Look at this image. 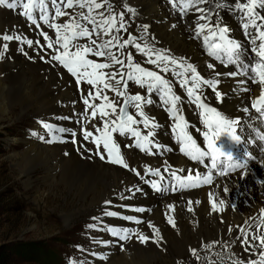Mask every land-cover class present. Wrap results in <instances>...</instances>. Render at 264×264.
Masks as SVG:
<instances>
[{
    "label": "bare ground",
    "instance_id": "obj_1",
    "mask_svg": "<svg viewBox=\"0 0 264 264\" xmlns=\"http://www.w3.org/2000/svg\"><path fill=\"white\" fill-rule=\"evenodd\" d=\"M107 1L110 9L123 12L131 24V48L134 52L137 44L145 47L146 52L141 59L147 60L150 53L162 52L188 60L208 75L223 74L220 80L231 81L230 85L223 87L227 110L244 125L254 119V112L246 114L244 111L248 103L247 96H239L233 91L236 88L233 82L237 79L226 78L228 70L223 67L216 72L208 67L210 55L191 39L193 33L189 23H185L191 17L189 13H178L166 0ZM231 26L235 27L233 23ZM19 27L26 29L24 20L0 8V34L11 33ZM247 54L243 53L244 56ZM78 108L79 102L72 93V87L68 86L67 80H61L50 66L31 63L20 57H16L13 62L0 64L1 128L16 121H23L30 127L25 135L11 139L20 149L13 153L24 184L29 191L34 190L29 198L33 197L40 205V186L60 182L74 198L83 202L73 214L63 215V222H68L76 213L100 214L103 222H114L112 216L104 214L105 210L119 211L122 204L119 195L130 194L128 187L138 184V181L120 168L97 160H82L70 144L48 146L38 142L42 131L41 122L64 123L63 118H73V111ZM144 112L157 117L161 133L169 131L170 123L162 111L153 106L151 110L145 108ZM78 117L83 119L81 115ZM65 125L72 127L73 123L66 122ZM169 144L172 149H176L173 143ZM66 153H69L68 157ZM254 154L256 159L247 170L236 172L232 180L221 178L211 188L188 191L183 195H150L142 199V204L150 207L151 213H145L146 221L134 230L148 236V241L141 242L134 237L125 242L122 252L119 247L106 243L110 251L108 260L102 262L93 257L91 260L95 264H158V260L167 264H235L238 259L247 262L256 258L255 254L247 252L245 244L239 242L245 234L252 235L253 229L256 234H261L257 225L261 219L260 209H264V154L258 151ZM164 155L168 157L166 151ZM183 163L177 162L178 165ZM245 171L246 174H242ZM39 173L41 178L33 186L37 179L34 177ZM225 187L228 191H224ZM210 192L214 194L218 205L215 210L208 196ZM220 200L224 201L223 212L219 210ZM105 201L111 203L105 204ZM169 205L173 207L169 208ZM170 217L175 226L169 223ZM149 221L159 230L158 234L153 227H149ZM229 228L232 230L229 231ZM97 234L98 238L106 236L105 233L91 232L92 236ZM104 243H95L96 250H103Z\"/></svg>",
    "mask_w": 264,
    "mask_h": 264
},
{
    "label": "snow or ice",
    "instance_id": "obj_2",
    "mask_svg": "<svg viewBox=\"0 0 264 264\" xmlns=\"http://www.w3.org/2000/svg\"><path fill=\"white\" fill-rule=\"evenodd\" d=\"M52 5L55 6V15L53 17L49 16L48 5L45 0H0V6H4L7 9H17L21 8V14L28 20L33 21L35 24V13L39 10V19L48 25L50 29L55 30V42L50 38L47 31H43L42 35L45 41H47V48L53 50L52 60L58 61L67 71L75 77V82L77 85L86 82L89 86V91L86 93L83 100L84 105L90 110L92 117H97L99 113V118L103 120V126L97 125L94 131H89L87 128L83 130V139L88 141L92 140L94 148L93 151L100 155L101 159H106L109 162L117 165H121L124 168H129L130 165L125 161L123 153L121 151V145L116 143L113 139V133L127 134L131 133L132 137L135 138V146L141 150L151 151L149 145L153 142L152 138L155 135V130L160 127L156 122H153L144 112L142 105L144 103L152 104L153 101L148 98L146 99L141 94L136 93L133 95H126L125 91H121V87L127 89L129 87L128 81H134L136 84L143 86L147 84V92L153 93L158 92L160 94V99L167 106L166 111L168 114L174 118V123L171 126V132L175 134V138L178 142V150L190 161H194L197 164H205L206 158L211 161L210 166L207 167V173L202 175L201 172H194L192 169H178L171 172L170 180H174L175 183L172 185L171 191L175 192L179 189H189L197 188L201 185H212L214 181V173L221 176H227L230 172H235L237 169L247 170L249 165V159L255 160L256 157L251 156L250 153H246L247 158L241 159L240 157L234 156L231 151L225 150L223 144L218 145L217 141L220 140L221 136H227L231 141L239 143L241 141V136L236 134V126L239 121L230 118L226 111H220L217 107L206 103L203 98V93L199 91L201 85L210 86L214 92L215 99L218 101H223V93L218 89L221 81L219 79H206L198 70L197 67L191 63H181L173 60L169 56H161L157 54L155 60H151L152 64H157V61L163 63V70L168 71L167 61H171L173 64L179 63L181 72L176 73L180 77V86H187L186 92L187 97L190 98V103L194 104L198 109H200L199 116L204 125V129H197L203 136V143L206 147H201L200 143L197 142L189 131L190 124L186 117L181 114L178 103L181 101V95L173 92V87L168 79H165L161 74L156 71L150 70L146 67H142L138 63L131 62V54L128 56L129 63L125 71L112 72L106 74L103 70L112 67L113 65H120L124 68L125 62L120 60L117 56L112 53V48L117 41V37H112L109 40H105L102 43H97L96 39H92V31L89 27L82 23V21L90 22L95 29L103 30L105 34H110L113 27L116 24V17L108 16L105 17L102 12L97 13L100 17L99 22L96 16L91 15L93 9H100L102 5L97 2V0H67L66 3L60 0H51ZM203 2V0H200ZM175 3V0H173ZM78 5L81 9L87 8L88 15L81 12L80 20L76 17H71L63 23L55 22L57 18L68 17L69 13L64 9H72L74 6ZM190 5L185 4L181 7V11H184L185 7ZM218 8L233 9L241 13L242 30L243 34L249 36L251 41V52L256 55V62L253 64L249 61L248 66H244L246 72L250 71L253 76L250 77L251 83L257 85L258 87L264 86V0H232V4L225 3L223 5H217ZM130 11H134L129 9ZM199 10V9H198ZM124 14H120L119 27L123 28ZM201 19H207L206 16ZM39 27V25H36ZM147 27V26H145ZM205 28H207L208 34L204 36V44L208 49V54L210 56H215L217 60H221V53H226L228 57V63L240 64V58L243 55V46L236 39L229 35L230 29L227 25L221 26L220 19L217 17L215 25H206L205 23H198L196 25V31L199 35ZM252 29L249 32V29ZM2 35L3 41H14L19 40L20 37L9 35L7 33ZM99 36V32H97ZM210 37L211 42H210ZM80 38H87L90 43L81 45L79 43ZM131 41L124 40L123 44H128ZM39 43V41H36ZM29 46L33 45V40H27ZM123 44L120 46L123 47ZM57 45L59 47H57ZM136 48L140 51L144 49L140 48L137 44ZM2 49L0 50V59L5 57V54L9 50V44L3 43ZM74 49V50H70ZM96 57L105 58L109 62H97L95 59H89L87 54L93 53ZM24 55H27L25 52ZM43 59V57H41ZM209 68L214 67V65L209 64ZM220 75V73H217ZM227 76L236 77L238 75L237 71H231L226 73ZM191 81V83H190ZM243 81H241L242 83ZM102 86V87H101ZM95 89L93 92L91 89ZM111 90L120 97H124L123 106L118 105L109 100L106 95L105 90ZM247 91V89H245ZM89 97L92 99H99L101 103H91ZM131 104L137 109L139 115L143 117L144 127H149L151 125V131L146 135H143L139 128L133 127V125L138 124L140 121L136 119L135 116L129 113L128 105ZM251 107L256 109L258 113L264 115V87H261L259 95L251 102ZM111 113L117 114L115 119L110 117L108 110ZM244 111H248L247 108ZM104 117H110L109 119H103ZM87 119V116L85 117ZM44 124V127L52 133V141L61 140L62 137L56 135L58 131L60 133L68 132L70 129L63 127L56 128L51 124ZM98 133V134H95ZM75 135V134H73ZM41 140L44 139L43 136L40 137ZM264 139V136H261ZM49 141V142H52ZM124 147H132L131 144L124 145ZM157 147H160L157 144ZM264 163V162H262ZM171 167V166H169ZM133 171H135L133 169ZM187 172L186 175L178 174V172ZM149 172L154 175L160 176L161 180L163 176L160 173V169L155 170L149 168ZM140 175V172H136ZM242 174H246V171ZM153 189L158 191H167V189H161L159 181H149ZM224 191H228L227 187ZM209 199L212 200V208L215 210L218 205L214 200V194H208ZM199 201H197L198 203ZM111 201H105V204H110ZM172 208L173 205H169ZM235 207V205H232ZM219 210L224 211V201H219ZM137 211L143 212L144 209L140 208ZM105 215L107 216H117L118 212L105 210ZM261 219L257 227L261 229V234L257 235L255 229L252 230V235L249 236L245 234L240 238L239 242L246 245L247 251H252L255 249L258 254V259H250L247 264H264V209H260ZM126 220H135L134 216L124 217ZM96 219V217H93ZM139 222V221H137ZM169 223L175 226L174 220L170 217ZM149 227L154 226L151 221L148 222ZM90 228L96 227L94 224L89 225ZM154 230L159 233L158 229ZM232 229L229 228V231ZM108 231L111 232L112 236L119 237L120 240L128 239L130 230L127 228L116 229L109 228ZM244 231V230H241ZM137 239L141 242H147L149 237L145 236L143 233L137 235ZM105 243H110V241H105ZM258 245V246H257ZM123 248V245H121ZM195 252V250H193ZM235 264H245L243 260H237Z\"/></svg>",
    "mask_w": 264,
    "mask_h": 264
},
{
    "label": "rangeland",
    "instance_id": "obj_3",
    "mask_svg": "<svg viewBox=\"0 0 264 264\" xmlns=\"http://www.w3.org/2000/svg\"><path fill=\"white\" fill-rule=\"evenodd\" d=\"M35 37L43 38L40 35ZM29 39L27 37V40ZM5 42L9 43L2 40V44ZM8 61L13 62L12 58L6 56L0 59V64ZM64 72V69L59 70V74ZM69 81L70 79H67V83ZM1 126L2 124H0V247H6L12 253L15 264H95L91 260V255L95 254L93 252L96 250L95 243L102 240L101 236L99 238L98 234L92 236L91 232L104 233L100 214L93 216L88 213H76L68 222H63L62 216L73 214L75 209L81 208L83 202L74 198L60 182L40 186L39 195L42 199L40 205L33 197L29 198L34 190L29 191L24 184V179L16 166L17 158L13 153L17 150L19 152L20 149L11 139L25 135L30 127L23 121H16L3 128ZM68 156L69 153H66V157ZM40 174L34 175L37 179L33 186L39 182ZM90 224L96 227L90 228ZM157 263L167 264L161 260Z\"/></svg>",
    "mask_w": 264,
    "mask_h": 264
},
{
    "label": "trees",
    "instance_id": "obj_4",
    "mask_svg": "<svg viewBox=\"0 0 264 264\" xmlns=\"http://www.w3.org/2000/svg\"><path fill=\"white\" fill-rule=\"evenodd\" d=\"M0 264H15L12 253L6 247H0Z\"/></svg>",
    "mask_w": 264,
    "mask_h": 264
}]
</instances>
